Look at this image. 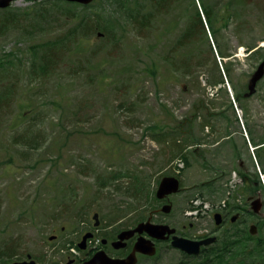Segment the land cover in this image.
Instances as JSON below:
<instances>
[{
	"label": "rangeland",
	"instance_id": "374dc122",
	"mask_svg": "<svg viewBox=\"0 0 264 264\" xmlns=\"http://www.w3.org/2000/svg\"><path fill=\"white\" fill-rule=\"evenodd\" d=\"M46 1L16 0L4 8L7 12L0 8V24H8L0 31V250L11 253L0 264H11L28 253L39 264H61L75 253L83 230L96 222L94 213H99L101 224L113 228L143 211L148 214L166 175L182 179V189L171 195L172 216L179 217L184 208L201 202L210 203L211 213L218 210L220 201L237 196V164L202 162L201 124L185 101L183 86L189 79L174 78L163 59L168 50L172 56L173 49L176 65L184 54L192 57L187 65L191 67L193 61L190 70L198 76L191 84L198 101L216 92L209 81L220 73L229 93L234 86L247 84L252 66L239 60L229 61L232 72L224 76L225 61L207 23L219 71L204 36L197 35L192 43L183 38L195 18L194 1L169 0L158 5L148 30L128 23L124 14L108 13L111 20L106 25L112 26L111 33L98 27L81 41L83 50L69 42L49 52L46 44L52 45L74 23L65 24L71 2L45 4L31 12V6ZM101 1L108 10L112 8L111 0H94L85 10L73 5L71 9L95 15L105 9ZM158 1L130 0L129 5L155 8L152 2ZM195 1L201 12L200 1ZM216 1L203 0L216 4L221 22L232 15L228 27L217 34L223 48L234 50L239 41L255 43L257 66L264 57V0ZM229 1L232 12L227 14ZM180 37L185 43L178 41ZM234 52L242 50L237 47ZM153 60L158 63L156 74L149 71ZM44 64L48 66L42 72ZM219 94L223 96L222 91ZM263 96L264 80L251 102L255 139L261 141ZM236 111L242 115L241 109ZM196 148L198 152L191 155ZM254 167L264 184V175L259 174L264 160L258 166L255 161ZM114 174L120 177L114 179ZM210 180L215 192L202 185ZM204 221L212 226L209 215ZM51 235L56 238L50 240Z\"/></svg>",
	"mask_w": 264,
	"mask_h": 264
},
{
	"label": "flooded vegetation",
	"instance_id": "af4514ba",
	"mask_svg": "<svg viewBox=\"0 0 264 264\" xmlns=\"http://www.w3.org/2000/svg\"><path fill=\"white\" fill-rule=\"evenodd\" d=\"M218 2L222 3L220 0L216 1V3ZM234 47H239L242 52H234L236 48L233 50L231 47H227L226 50L232 51V54L227 53L225 57H222V60L225 61L224 76L231 75L230 60L235 62L239 60L238 63L251 65L252 68L248 70V74L251 76L247 84H243L237 89L234 86L235 91L232 93L223 88L225 82L220 73L215 81H209L211 87L217 88L216 92H212L210 96L203 95V99L196 100L195 96L198 93L193 92L191 84L197 81L195 77L198 76H195L194 70H190L188 73H184L183 69H179V72L176 71L174 49L169 58V70L174 78L186 76L189 79L183 86L184 94H186L185 101L189 108H194L196 114L193 116H196L201 124L202 135L200 136L199 151L202 162L237 164L235 166L238 169L236 175L239 177L240 183V193H238H242L244 197L241 199L234 195L225 206L211 213H209L210 203L208 207L192 204L184 208L179 213V217L172 216L173 204L170 199L173 194L164 199L156 197L157 202L151 205L148 214H143V211L130 222L119 224L116 228L100 222L99 224L94 222L93 225L87 226L76 242L75 253L69 255L66 261H61V264H111L113 260H124L129 256L135 260L134 264H264V225L263 228H260L264 224V187H261L257 181L258 174L254 169V162L264 159V141L255 139L257 128L256 124L251 122L253 118L251 102L262 88L264 75L257 81L255 90L250 91V80L264 57L256 66L254 60L258 47L254 43L247 45L243 41H239ZM246 50L247 52L244 53ZM244 55L246 58H241ZM232 56L236 58L231 59ZM156 67L158 69V63ZM217 69L219 71L218 66ZM220 91L223 92L224 97L219 96ZM237 108L241 109L242 115L236 111ZM191 142H195V140ZM255 142H258L254 145L255 150H251ZM196 152H198L197 148L191 155ZM178 178L182 186V179ZM249 178L251 182L247 180ZM247 184H250L248 189L245 187ZM256 200L260 202L258 211L254 208ZM166 204H171L170 212L163 211V206ZM217 213L220 214L218 218ZM207 215L212 220V226L209 227L204 221ZM143 223L166 225L168 228L163 229L166 231L164 234L160 232L158 235H153L149 230L144 229L120 239L122 232L135 230ZM252 226L256 227V233L252 232ZM62 229L64 230L65 227ZM169 229H174V231L169 234ZM86 234L89 235L83 242L84 246L80 247L79 244ZM174 237L186 239L188 250L173 245ZM139 239L145 243L146 251L155 248V253L134 252ZM209 239L214 240L206 244L205 241ZM195 250L198 251L195 252ZM24 260H35L39 264V259L31 253L15 261Z\"/></svg>",
	"mask_w": 264,
	"mask_h": 264
},
{
	"label": "trees",
	"instance_id": "16d2710c",
	"mask_svg": "<svg viewBox=\"0 0 264 264\" xmlns=\"http://www.w3.org/2000/svg\"><path fill=\"white\" fill-rule=\"evenodd\" d=\"M51 1V2H50ZM129 1L130 0H111L109 1L111 4V9L108 10V7L106 4H104V2L102 3L101 1V5H104L105 9L102 13H95L94 14H90V13H78L75 9H71L72 5L75 7H79L82 8L83 10L87 9L88 7H90L94 2L88 4V5H82V4H78V3H69L67 1L64 0H47L44 3H39L38 6L33 5L31 6V10L33 9V11H37L38 9H40L41 5H45V4H55L57 6H60L61 3H65V4H70V6H67V8H69L67 11H72L70 13H66L64 14L65 17V24L66 25H70L72 23H74L73 27H71L70 31L65 32L63 35H60L58 38L53 39L51 41V43H53L52 45H49V42L46 44V49L49 51H55L54 48L57 47L56 45H64L63 47H66L65 44H68L69 42L73 43L74 45L76 44L77 48L81 51L84 49L83 43L81 42L82 40H84L89 33H94L95 31H97L96 29L102 28L106 34L111 33V27H108L106 25V23L108 22V20H111L109 18V14H114L115 12L124 14L125 19L127 20L128 23L134 24L137 28L140 27L142 30H148V28H151V24H153V20H155L156 16H154L155 12L158 9V5L160 7H162V5H164L165 3H167L169 0H159V4H157V2H152L156 7L153 8V6H151L150 8L143 6L142 4H139L137 7L132 8V6L129 5ZM195 3V18L191 19L193 20L191 23L188 24V27L186 28L185 32L183 33V38L187 39L188 41H190L191 43L193 42L194 38L197 35H202L204 36L206 43H208L209 45V50L212 52L214 60H216L215 55L212 51L213 46L208 38V32L206 30V23L208 24L209 30L210 32L215 36V40L218 43V47H219V53L221 54L222 57H225L227 55V53H231V51L229 50H225L224 48H222L221 43L218 39V33L223 29V27H228L229 22L232 20V15H227L225 17H223V22H221L216 4H205L203 2V0H198L200 1V5H201V9L202 11L200 12L198 10V8L196 7V1L193 0ZM203 2V3H201ZM228 6L224 9L225 12H232L231 11V5L232 2L229 1L227 2ZM166 5V4H165ZM8 9H2V12H7ZM39 11V10H38ZM203 13V14H202ZM103 22H105L103 24ZM70 23V24H67ZM8 27V24L3 22L0 24V31H4L6 28ZM180 43H185V40H182V38L180 37V39L178 40ZM50 43V44H51ZM255 44V43H254ZM184 46V45H182ZM192 47V46H191ZM194 49V48H192ZM228 49V48H226ZM191 51V50H190ZM175 52V51H174ZM171 53L169 50L165 53V56L163 57V59L166 61L165 63L168 65L169 63V58ZM190 57H188V55L184 54L182 56V62L180 65H176L177 63H175L174 68H176V71L179 72V69H183L184 73H188L190 71V68L193 69L194 65H193V61H191L190 66L189 67L187 65L188 60H190ZM192 58V57H191ZM201 60L203 59V57L200 58ZM216 66H218L217 62L215 61ZM48 64H44L43 66V70L42 72H45L46 68H47ZM157 67H156V61L152 62V64L149 66V71L151 74H156L157 73ZM188 143V142H187ZM182 159L184 160L185 163H188L189 160L186 158V156H182ZM264 160V159H263ZM261 160V162L263 161ZM262 170V169H261ZM264 171V170H262ZM119 175V174H118ZM117 174L113 175L114 179H118L120 176H118ZM117 176V177H116ZM116 177V178H115ZM110 178V177H109ZM108 178V179H109ZM248 181L251 182L250 178L247 179ZM257 181L259 182L261 187H264L263 183L260 181L259 177H257ZM107 180L102 181L103 185H106ZM205 188V190H209L211 192H215V184L213 180L208 181L207 183L202 184ZM248 186H250V184L246 185V189H248ZM239 192V189H237V193ZM240 193V192H239ZM230 202V201H228ZM262 224L260 226V228H263ZM11 253H9L6 250L1 249L0 250V263H3L5 261H7L8 258H10Z\"/></svg>",
	"mask_w": 264,
	"mask_h": 264
},
{
	"label": "water",
	"instance_id": "95a60500",
	"mask_svg": "<svg viewBox=\"0 0 264 264\" xmlns=\"http://www.w3.org/2000/svg\"><path fill=\"white\" fill-rule=\"evenodd\" d=\"M16 0H0V8H7L11 5L12 2H15ZM67 2H72V3H79V4H90L91 2H93L94 0H65ZM264 75V60L260 63V65L258 66L257 70L255 71V73L253 74V77L250 80V91L253 92L255 90V86L257 81ZM181 189L180 186V180L177 176L174 175H166L164 176L161 181L159 182L158 188L156 190V197L159 199H164L165 197H167L168 195L174 194V193H178ZM260 202L259 201H255L254 202V208L255 210H259L260 208ZM171 204H166L163 206V211L164 212H170L171 210ZM217 218L220 216V214H216ZM93 218L96 220L95 224H99V213H94ZM168 228V226L166 225H154V224H140L135 230L132 231H124L120 234V239H124L126 238V236H131L135 231H142L144 229L149 230V232L153 235H158V233H165L166 231H163V229ZM174 229H169L168 233L170 234L171 232H173ZM252 232L256 233V227L252 226ZM89 234H86L83 237V241L79 244L80 247H83L84 244L83 242L86 241L87 237ZM128 236V237H129ZM50 240H53L56 238V235H51ZM214 239H209L206 240L205 243H210L212 242ZM173 245H175L176 247H179L181 249H186L188 250V241L186 239H182L179 237H174V241H173ZM146 245L143 241H141L139 239V241L137 242V244L135 245L134 248V252L136 251H143V252H147V253H155V248H152L151 251H146ZM198 250H195V252H197ZM134 259H132V257H128V259H124V260H113L111 264H134ZM12 264H37L35 260H31V261H15Z\"/></svg>",
	"mask_w": 264,
	"mask_h": 264
},
{
	"label": "built area",
	"instance_id": "2783aa9c",
	"mask_svg": "<svg viewBox=\"0 0 264 264\" xmlns=\"http://www.w3.org/2000/svg\"><path fill=\"white\" fill-rule=\"evenodd\" d=\"M222 205H224V201H222Z\"/></svg>",
	"mask_w": 264,
	"mask_h": 264
}]
</instances>
